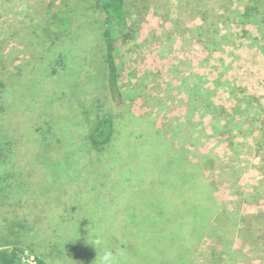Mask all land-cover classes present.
<instances>
[{"label": "rangeland", "instance_id": "rangeland-1", "mask_svg": "<svg viewBox=\"0 0 264 264\" xmlns=\"http://www.w3.org/2000/svg\"><path fill=\"white\" fill-rule=\"evenodd\" d=\"M74 1L0 0L4 68L54 60L59 49L50 52V58L44 53L67 20L74 17L77 22ZM248 7L256 10L245 19L239 13ZM125 9L127 23L116 27L120 32L115 50L123 108L142 119L146 132L152 128L148 133L173 145L166 159L163 153L157 157V176L185 171L183 180L188 181L199 173L198 180L209 183L218 203L194 264H264V0H125ZM87 18L98 25L92 32L101 34L106 16L92 11ZM83 42L73 78L68 80L78 85L87 100L97 99L103 96L98 88L105 73L102 44ZM47 84L37 83L28 97L33 99ZM56 86L49 87L61 90L60 84ZM25 120L20 113V124ZM29 146L25 140L17 145L14 163L22 170L18 186L8 188L10 197L0 194V246L18 241L23 262L40 257L44 261L40 264H88L82 254L76 260L77 254L70 256L54 246L65 201L74 187L69 186L68 175L74 173L61 168L60 175L54 176L50 164L34 159ZM49 154L56 162L65 158L62 152ZM76 156L79 160L66 168L79 170L72 180L96 174L95 152L86 149ZM170 161L176 164L171 166ZM12 167L4 166L3 173H11ZM131 171L138 174V169ZM19 186L18 198L10 191ZM146 190L149 209L155 211L154 203L164 195L157 182L148 181ZM89 204L86 201V207ZM125 209L113 218L114 226L121 224L118 229L133 220L131 210L129 215ZM11 225L19 233L16 238Z\"/></svg>", "mask_w": 264, "mask_h": 264}, {"label": "trees", "instance_id": "trees-1", "mask_svg": "<svg viewBox=\"0 0 264 264\" xmlns=\"http://www.w3.org/2000/svg\"><path fill=\"white\" fill-rule=\"evenodd\" d=\"M72 8L77 22L74 23V17L72 21L67 20L53 46L44 53L50 58L49 53L59 49L54 60H32L14 69L4 68L0 60V176H3L0 181L5 184H0V194L10 197L6 192L8 188L18 186L22 170L14 163L17 145L21 140L28 141L34 159L50 164L54 176L60 175L61 168L64 173L68 170L74 173L73 177L68 175L73 192H68L66 211L61 214L64 217H60L55 234L54 246L61 248L60 252H68L70 256L77 254L76 260L82 256V261L84 258L86 263L93 264L97 251L90 243L100 237L111 249L125 253L124 264H194L206 229L216 217L218 203L209 183L205 179L198 180L199 173L188 181L183 180L185 171L159 178L157 157L163 153L166 159L173 145L148 133L152 128L146 132L142 119L123 108L121 70L115 50L120 32L116 27L124 28L127 23L125 0H75ZM250 10L256 8L248 7L247 11L238 13L248 19ZM92 11L106 16L101 34L92 32L94 25L87 18ZM82 41L102 44L105 73L99 79L98 88L103 96L97 99L87 100L78 85L68 80L73 78V65L81 56ZM93 67L92 62L91 72H94ZM53 76L58 78L52 80ZM42 82L49 84L38 90L33 99L29 98L27 93ZM57 83L61 90L56 89ZM50 85L56 87L51 89ZM22 104L25 107L21 108ZM115 109L120 111L115 112ZM22 112L26 120L20 124ZM133 125L137 126L136 130ZM86 149L95 152L99 159L94 165L96 174L92 172L74 181L79 170L66 168L77 159L76 154ZM49 152H62L65 158L53 161ZM10 164L12 172L3 173V167ZM170 164L176 162L170 161ZM131 168L138 169V174ZM148 181L157 182L164 195L160 203H154L155 211L149 209L145 198ZM20 188L22 186L10 193L19 198ZM86 201L90 202V207H86ZM121 209L129 215L131 210L133 220L118 229L121 224L114 226L113 218L119 216L117 211ZM11 226L12 236L18 237V231ZM125 229L126 233L119 232ZM19 244L12 240L0 246V264H26ZM30 250L34 253L32 248ZM37 260L39 264L44 263L43 258Z\"/></svg>", "mask_w": 264, "mask_h": 264}, {"label": "clouds", "instance_id": "clouds-1", "mask_svg": "<svg viewBox=\"0 0 264 264\" xmlns=\"http://www.w3.org/2000/svg\"><path fill=\"white\" fill-rule=\"evenodd\" d=\"M90 244L97 251L93 264H124L125 253L122 250L111 249L102 238L97 237Z\"/></svg>", "mask_w": 264, "mask_h": 264}, {"label": "built area", "instance_id": "built-area-1", "mask_svg": "<svg viewBox=\"0 0 264 264\" xmlns=\"http://www.w3.org/2000/svg\"><path fill=\"white\" fill-rule=\"evenodd\" d=\"M34 260H35L34 262H26V261H24V263H26V264H39L38 261L35 258H34Z\"/></svg>", "mask_w": 264, "mask_h": 264}]
</instances>
